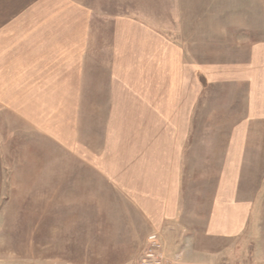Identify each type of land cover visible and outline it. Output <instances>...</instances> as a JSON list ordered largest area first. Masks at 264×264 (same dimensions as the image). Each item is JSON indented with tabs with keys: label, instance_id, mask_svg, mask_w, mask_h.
<instances>
[{
	"label": "crops",
	"instance_id": "1",
	"mask_svg": "<svg viewBox=\"0 0 264 264\" xmlns=\"http://www.w3.org/2000/svg\"><path fill=\"white\" fill-rule=\"evenodd\" d=\"M143 1L0 0V213L41 160L7 150L46 143L90 243L139 260L161 234L175 264H264V41L204 62L184 0Z\"/></svg>",
	"mask_w": 264,
	"mask_h": 264
},
{
	"label": "rangeland",
	"instance_id": "2",
	"mask_svg": "<svg viewBox=\"0 0 264 264\" xmlns=\"http://www.w3.org/2000/svg\"><path fill=\"white\" fill-rule=\"evenodd\" d=\"M251 1L184 0L185 27L198 28L194 38L200 41L201 61H227L247 43L264 41V33L255 29V9L247 4ZM151 6L143 0H120V14L139 17ZM162 7L169 11L171 4ZM39 144L38 149H23L12 143L7 150L11 161L21 153L39 154L41 160L25 168L11 185L31 190L9 196L14 202L0 213V264H140L147 249L139 260H129L118 258L122 254L114 253L110 243H90L94 238L92 229L82 225L79 181L64 179L56 146Z\"/></svg>",
	"mask_w": 264,
	"mask_h": 264
},
{
	"label": "built area",
	"instance_id": "3",
	"mask_svg": "<svg viewBox=\"0 0 264 264\" xmlns=\"http://www.w3.org/2000/svg\"><path fill=\"white\" fill-rule=\"evenodd\" d=\"M140 264H175L170 257L163 235L155 234L151 237L150 247Z\"/></svg>",
	"mask_w": 264,
	"mask_h": 264
}]
</instances>
